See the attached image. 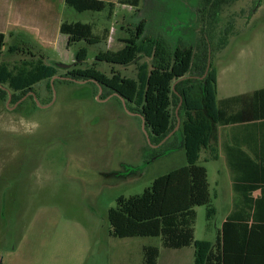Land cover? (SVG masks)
Wrapping results in <instances>:
<instances>
[{
    "label": "rangeland",
    "instance_id": "1",
    "mask_svg": "<svg viewBox=\"0 0 264 264\" xmlns=\"http://www.w3.org/2000/svg\"><path fill=\"white\" fill-rule=\"evenodd\" d=\"M38 1L31 0L33 6ZM105 1L116 3L111 16L107 9L78 12L53 0L48 15L54 25L47 35H27L37 45L39 38L44 41L47 61L70 65H58V75L66 76L76 50L87 46L81 67L95 62L106 74L113 68L135 77L133 64L111 65L95 55L119 49L142 23L140 40L194 48L195 67L188 74L194 85L200 79V53L206 51L217 71L218 99L264 87V0H231L208 17L201 13L204 0H137L136 7ZM7 4L0 0V8ZM57 18L90 23L93 34L104 37L107 30V38L65 47L67 36L56 29ZM24 41L26 36L6 35L0 62L22 58L8 47ZM32 92L37 102L31 94L19 102L11 96L8 104V92L0 98V264H142L144 246L159 249L157 264H193V246L165 248L159 236L114 237L107 217L119 196L141 194L156 177L186 164L181 118L177 127L175 118L166 138L154 142L132 104L124 105L107 89L99 93L91 80L54 79L52 87L41 80ZM228 132L216 125L214 134L221 142ZM206 156L202 150L197 163L207 169L210 202L194 207L193 228L195 239L214 241L227 214L226 200L236 197L224 155L208 161ZM131 166L142 168L127 172ZM209 206L215 208L211 217Z\"/></svg>",
    "mask_w": 264,
    "mask_h": 264
},
{
    "label": "trees",
    "instance_id": "2",
    "mask_svg": "<svg viewBox=\"0 0 264 264\" xmlns=\"http://www.w3.org/2000/svg\"><path fill=\"white\" fill-rule=\"evenodd\" d=\"M64 1L78 12L107 9L108 16L113 14L116 5L105 0ZM230 1L204 0L202 16H212L223 3ZM119 3L138 5L137 0ZM142 28L141 23L134 35L122 40L119 49H106L95 55L96 61L111 65L133 64L135 77L113 68L106 74L96 68L95 62L81 67L88 57L87 46L76 50L75 63L65 74L76 80L93 79L102 89L117 93L126 104H132L143 116L145 129L154 142L163 139L175 126V108L182 99L178 115L186 164L159 175L141 194L119 196L107 214L110 234L119 238L159 236L165 248L193 246V264H264V140L257 144V150L251 149L248 142L249 153L236 142L226 147L236 197L234 209L222 222L214 241L195 239L193 228L194 207L210 202L207 169L197 163L200 152L207 153L205 161L218 159L216 125L257 124L264 129V87L218 99L217 71L212 62L205 77L194 85L187 77L195 67L194 48H171L160 39L140 40ZM104 31V37L93 34L90 23L79 21L60 25V33L67 36L66 47L75 42L98 44L107 38V30ZM4 40L0 32V54ZM26 40L8 47L9 53L22 58L12 64L0 62V98L7 97L5 87L16 102L33 91L35 83L47 80L50 86V79L58 75L56 61H47L41 47L37 48L39 45L27 36ZM30 45L36 46L35 50L28 48ZM200 55L202 66L198 67V73L201 76L208 55L206 51ZM214 213L215 208L209 206L207 216ZM158 256L156 246H144L142 264H157Z\"/></svg>",
    "mask_w": 264,
    "mask_h": 264
},
{
    "label": "crops",
    "instance_id": "3",
    "mask_svg": "<svg viewBox=\"0 0 264 264\" xmlns=\"http://www.w3.org/2000/svg\"><path fill=\"white\" fill-rule=\"evenodd\" d=\"M51 8H53V0H39L36 6H33L31 0H9V4L0 8V32L3 33L4 36L9 35L10 37L17 35H36L38 37L45 36L47 35L48 27L50 25H54L53 15H51V23L49 22L51 19L50 14L48 15V13L50 10L52 11ZM60 25L61 22L57 18L55 27L59 30V32ZM39 41L41 42H38V45L43 47V44H45L44 41L40 40V38ZM220 127L229 130L228 137L221 142L218 139L217 142L219 156L220 154L224 155V160L229 174L228 180L231 183V190L233 192L232 196H234L232 188V172L227 164L226 147L233 145V143L236 142L238 145L240 144V147L243 150L246 147L247 151L248 145H250L251 149L257 150L259 149L257 144L264 140V129L263 126L257 124H238ZM248 142L249 144L247 145ZM255 194L258 195L259 191H256ZM226 202L227 214L224 216L222 222L233 211L235 199H233V201L227 199Z\"/></svg>",
    "mask_w": 264,
    "mask_h": 264
},
{
    "label": "water",
    "instance_id": "4",
    "mask_svg": "<svg viewBox=\"0 0 264 264\" xmlns=\"http://www.w3.org/2000/svg\"><path fill=\"white\" fill-rule=\"evenodd\" d=\"M56 63H57V65H60V67H69V66H70L69 64H64V63H60V62H56ZM209 67H210V57H209V55H208V59H207V63H206L205 73L209 70ZM54 79H71V80H73V81L79 82V80H76V79H73V78H69V77H65V76H60V75H56V76H53V77L50 79V85H51V87L53 86V80H54ZM86 80H91V81L95 82V83L98 85L99 93L101 92V90H102V86H101L100 84H98V83H97L95 80H93V79H85V80H83V81H86ZM173 86H174V85H173ZM3 88L6 89V91L8 92V99H7V104H8V102H9L10 99H11V92H10L7 88H5V87H3ZM53 92H54V91H53ZM28 94H31V95L34 97L35 101L37 102V100H36V98H35V94H34V92L30 91V92H28L26 95H28ZM114 94L118 96L117 93H114ZM26 95H25V96H26ZM25 96L22 97L20 100H18V102L21 101L23 98H25ZM119 98L121 99V101H122L123 104L125 105V99L122 98V97H120V96H119ZM181 103H182V99L180 98V99H179L178 106H177L176 109H175V115H176V117H177L176 127H177V126L179 125V123H180V118H179V116H178V109H179ZM137 114L141 117L143 131H144V132L146 133V135H147V131H146V129H145V120H144L143 116H142L140 113H137ZM168 135H169V133H168L164 138H166ZM147 137H148V135H147Z\"/></svg>",
    "mask_w": 264,
    "mask_h": 264
},
{
    "label": "flooded vegetation",
    "instance_id": "5",
    "mask_svg": "<svg viewBox=\"0 0 264 264\" xmlns=\"http://www.w3.org/2000/svg\"><path fill=\"white\" fill-rule=\"evenodd\" d=\"M255 4H258L257 1H256ZM205 74H206V73L204 72V74L201 75V76L199 77V78H200L199 81L202 80V79L205 77ZM65 77H68V76H65ZM187 77H190V76L187 75ZM69 78H70V77H69ZM64 80H65V79H64ZM66 80H71V79H66ZM29 92H30V91H29ZM27 93H28V92H27ZM27 93H26V94H27ZM26 94H24L22 97H24ZM22 97H21V98H22ZM32 97H33V96H32ZM21 98H20V99H21ZM20 99H19V100H20ZM34 101H35V99H34ZM155 145H157V143L153 144L154 147H155ZM150 150H151V149H147L146 151L143 152V153H144V154H143L144 157H148V155H149V151H150ZM149 158H150V156H149ZM146 159H147V158H146ZM141 168H142V166H140V167H139V166H137V167H132V166H131V167H129V170H127V172L136 171V170L141 169ZM130 170H131V171H130ZM125 173H126V172H125Z\"/></svg>",
    "mask_w": 264,
    "mask_h": 264
}]
</instances>
